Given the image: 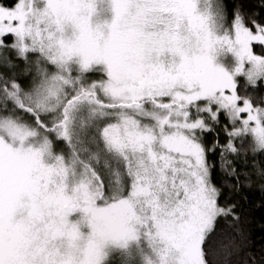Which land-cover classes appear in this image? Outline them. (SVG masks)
I'll list each match as a JSON object with an SVG mask.
<instances>
[{
	"label": "snow or ice",
	"instance_id": "obj_1",
	"mask_svg": "<svg viewBox=\"0 0 264 264\" xmlns=\"http://www.w3.org/2000/svg\"><path fill=\"white\" fill-rule=\"evenodd\" d=\"M264 0H0V264H264Z\"/></svg>",
	"mask_w": 264,
	"mask_h": 264
},
{
	"label": "trees",
	"instance_id": "obj_2",
	"mask_svg": "<svg viewBox=\"0 0 264 264\" xmlns=\"http://www.w3.org/2000/svg\"><path fill=\"white\" fill-rule=\"evenodd\" d=\"M246 195L247 200L241 201L244 208V227L250 233L254 249L264 248V205L257 207L262 198L259 193L249 192Z\"/></svg>",
	"mask_w": 264,
	"mask_h": 264
}]
</instances>
